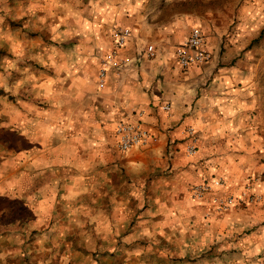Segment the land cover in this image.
Instances as JSON below:
<instances>
[{"label":"crops","instance_id":"obj_1","mask_svg":"<svg viewBox=\"0 0 264 264\" xmlns=\"http://www.w3.org/2000/svg\"><path fill=\"white\" fill-rule=\"evenodd\" d=\"M116 27L131 32L129 63L100 89ZM193 27L211 60L181 69ZM224 38L154 0H9L0 89L17 97L0 111V217H24L43 248L71 251L65 264H264V205L219 214L189 195L206 178L235 190L264 174V0H246ZM120 121L153 140L120 152Z\"/></svg>","mask_w":264,"mask_h":264},{"label":"rangeland","instance_id":"obj_2","mask_svg":"<svg viewBox=\"0 0 264 264\" xmlns=\"http://www.w3.org/2000/svg\"><path fill=\"white\" fill-rule=\"evenodd\" d=\"M245 1L246 0H154L158 7H160L161 15L168 16L170 14H176L177 17L184 16L191 21H201L210 29H212L213 26H217L223 33V36H225L224 39H226L227 35L232 32L233 25L238 21L240 11H242ZM8 13L9 0H0V23L2 21H8ZM6 24L8 26L9 23ZM222 42L223 45H228L229 43L227 41ZM222 49L224 50L225 48ZM2 63L5 64V62ZM5 84L8 85V82L6 81ZM16 97V94L10 95L8 89H0V111L5 107L2 104L3 101H11L12 103H15ZM17 109L23 111L24 107H20V105L17 104ZM186 157L188 156L186 155ZM216 179L222 181L221 188H214L212 193L204 196L201 200H195L192 197V189L195 185L202 182L211 184V182ZM261 180L262 182L260 186H258V179L249 177L244 179L235 190H232L227 188L228 186L223 179L210 177L192 184L189 188V195L191 199L196 202H201L209 197V202L212 205L213 210L219 214L227 212L234 206L240 208H259L264 205V198L256 204L235 203L227 210L219 212L216 209L213 198L218 195L224 197L232 196L233 198L238 197L248 186L250 187V190L252 189V192L254 191L255 194H260L264 188V174L261 176ZM146 207L151 208L148 204H146ZM24 221V217H20L19 219L15 217L10 218L8 217V214L0 217V264H65L62 262V258L72 257L71 251L58 250L51 247L49 249L43 248L41 244L42 242L36 237L37 235L26 231L27 229L24 227ZM10 222H12L13 225H9ZM75 262L77 261L74 258H71L70 263L76 264Z\"/></svg>","mask_w":264,"mask_h":264},{"label":"built area","instance_id":"obj_3","mask_svg":"<svg viewBox=\"0 0 264 264\" xmlns=\"http://www.w3.org/2000/svg\"><path fill=\"white\" fill-rule=\"evenodd\" d=\"M131 32L128 28H115L112 31V49L105 55L98 71L97 80L98 87L102 89L110 69L120 70L129 63V59L122 56ZM148 57H154L153 47L148 46L146 49ZM177 65L181 69H188L193 66H201L211 60V54L206 48L205 39L201 30L193 27L187 39L176 49L175 52ZM170 107L165 105L164 111H169ZM139 118L142 114L137 115ZM114 134L117 139V149L125 153L135 148H142L153 140V136L147 129L143 128L139 122L133 123L128 121H120L116 124ZM198 138L193 128L186 130V146L185 154L188 157H194L197 153ZM222 187V181L213 180L211 184L206 182L195 185L192 189V197L195 200H201L204 196L212 193L213 189ZM264 198V188L262 193L255 194L246 187L238 197L232 196H215L213 202L219 212H223L235 203L256 204Z\"/></svg>","mask_w":264,"mask_h":264}]
</instances>
